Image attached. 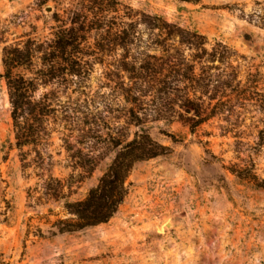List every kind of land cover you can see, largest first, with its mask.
<instances>
[{"label":"rangeland","instance_id":"obj_1","mask_svg":"<svg viewBox=\"0 0 264 264\" xmlns=\"http://www.w3.org/2000/svg\"><path fill=\"white\" fill-rule=\"evenodd\" d=\"M73 13L108 23L71 52L79 73L49 79L40 47ZM144 16L228 54L204 72L179 37L157 45ZM166 46L193 77L153 71ZM6 47L31 49L16 73L36 101L48 95L37 145L16 146ZM210 74L226 85L190 89L188 78ZM142 131L170 154L133 166L108 223L60 234L66 204L97 186L116 142ZM0 264H264V0H0Z\"/></svg>","mask_w":264,"mask_h":264},{"label":"trees","instance_id":"obj_2","mask_svg":"<svg viewBox=\"0 0 264 264\" xmlns=\"http://www.w3.org/2000/svg\"><path fill=\"white\" fill-rule=\"evenodd\" d=\"M92 1L101 2V0ZM76 17L79 20H76ZM103 17H98L96 14L94 19L88 20L87 15L82 16L73 13L72 20H69L71 26L66 28L67 25L64 22L55 32L54 40L44 47H40V50L43 51L41 61L45 68V71H41V73L47 74L49 79H55L60 71L69 72L68 68L71 69L72 73H79V70H74L78 69L79 65L71 52L77 49L82 37L94 30L101 31L103 29L108 23V20ZM144 20L152 29L160 32L156 40L157 45H159L160 39L164 45L166 44L165 38L179 37L180 45H185L195 52L194 61L201 65L204 72L216 68L217 66L214 64L216 62L221 64L228 54L227 49L223 46H218L210 53L207 52L204 49L205 38L203 36L197 32L182 31L167 24L161 17L144 16ZM163 33L165 34L164 38H162ZM124 34L125 32H123ZM165 49L166 58H155V61H160V65L152 64L153 71L156 72L160 67L163 71L169 70V73L177 76L183 72L186 77H193L194 65L189 64L186 57L178 52L176 53L177 58L168 55L170 49L168 47ZM31 53L29 47L25 51L18 48L6 47L3 49L4 74L2 77L7 87L17 148L37 145L40 142L41 133L45 131L43 123L52 112L48 106V95H43L40 100L36 101L34 99L37 90L36 84L16 73L18 69L26 67L31 62ZM208 64H212V66H208ZM188 81L191 83L190 89L194 91L196 89L208 91L213 87V84L219 88V86L223 87L227 83L223 76L211 74L199 78L196 82L194 78H188ZM114 148L117 149L115 157L99 179L97 186L88 192L83 201L66 204V211L71 218L57 222L56 226L60 234L76 233L108 223L117 214L128 193L126 181L133 166L138 162L170 154L169 148L156 143L143 131L128 143L122 145L120 142H116Z\"/></svg>","mask_w":264,"mask_h":264},{"label":"water","instance_id":"obj_3","mask_svg":"<svg viewBox=\"0 0 264 264\" xmlns=\"http://www.w3.org/2000/svg\"><path fill=\"white\" fill-rule=\"evenodd\" d=\"M51 11H52V10H51L50 8H47V9H46V12H47V13H50ZM168 227H169V226H168Z\"/></svg>","mask_w":264,"mask_h":264}]
</instances>
